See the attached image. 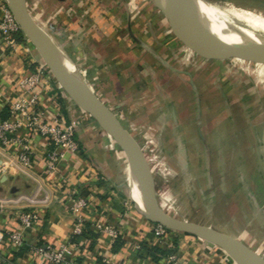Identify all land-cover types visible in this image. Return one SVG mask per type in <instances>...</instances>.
<instances>
[{
	"label": "crops",
	"instance_id": "obj_1",
	"mask_svg": "<svg viewBox=\"0 0 264 264\" xmlns=\"http://www.w3.org/2000/svg\"><path fill=\"white\" fill-rule=\"evenodd\" d=\"M66 2L25 0L30 13L41 18L48 28H66L64 46L71 60L81 72L87 71L90 84L93 79L92 84L97 79L101 81L106 92L104 96H97L106 105L121 107L126 118L151 124L163 137L172 138L164 142V147L176 155L177 165L170 166L179 175L171 183V190L185 208L182 219L193 218L192 207L198 206L205 220L198 218L192 222L210 226L251 249L264 250V105L253 109V104H247L245 110L248 135L257 145L256 149L249 148L247 134H244V144L235 140L234 130L239 121L224 113L228 112V106L222 101L213 105V114L208 117L210 130L205 137L193 129L185 108L187 99L181 96L173 102L165 86L156 81L157 69L143 66L144 54L157 59L152 46L158 33L154 34L151 27L161 25V33L167 36L163 21L154 20L147 30L133 29L134 23L127 24L126 19L107 17L104 3L95 7L93 0L89 3L79 0L74 11ZM126 28L132 29V35L123 32ZM255 31L260 34L241 39L232 46L241 50L259 49L264 41V26ZM128 37L135 39V43H128ZM16 38L17 42L21 40ZM39 60L36 53L26 54L21 45L14 49L7 47L0 36V121L14 118L9 114L13 101H27L34 94L35 110L42 112L45 121L58 118L61 123L74 125L79 148L64 152L54 173L46 177L45 137L22 125L11 141L0 145V228L21 230L17 212L31 208L38 218L31 227L21 230L24 241L66 243L72 248L71 258L81 264H93L101 259L109 264H166V256L171 253L185 264L229 263L224 250L190 233L168 230L163 241L158 242L153 235L155 223L126 197L127 191L134 201L130 195L133 178L128 184L130 189L126 188V167L110 155L111 149H120L118 142L104 129L103 138L93 130L87 113L78 105L72 107L63 86L47 70H42L29 91L19 84L21 79L40 70ZM181 71L175 72L180 77L189 75ZM149 92H154L159 101L150 102ZM144 93L149 95V100L138 106L137 100ZM257 98L258 103L264 104V93ZM237 114H241L239 110ZM103 140L108 144H103ZM23 146L31 151L32 177L23 174L9 160ZM45 194L47 198L43 200ZM79 197L86 200V206L78 213L84 224L80 234H73L77 214L71 212L70 206ZM157 198L161 210L172 216L175 209L169 204L168 196L162 193ZM98 224L115 230L117 237L100 230ZM155 246L169 253L164 256L155 253L153 258L150 251ZM0 259L2 264H46L25 246L14 245L5 237L0 239Z\"/></svg>",
	"mask_w": 264,
	"mask_h": 264
},
{
	"label": "rangeland",
	"instance_id": "obj_2",
	"mask_svg": "<svg viewBox=\"0 0 264 264\" xmlns=\"http://www.w3.org/2000/svg\"><path fill=\"white\" fill-rule=\"evenodd\" d=\"M85 1L88 3L90 2V0H81V2L84 3ZM236 1L248 5L264 6V1L262 0ZM2 2L3 0H0V5ZM78 2L79 0H67V4L65 5L70 9L73 7L74 10ZM93 2L96 3L95 7L97 5L100 7V4L104 3V7L107 11V17H115L118 20L126 19V23L130 25L134 23L131 26L133 29L140 28L147 30L149 25L154 23V20L159 23L163 21V29L164 32L166 31L168 33L167 36L161 33V25L151 27L154 34L158 33L157 41L154 42L152 46V50H154L158 55L157 59H154V57L145 52L146 54H144L143 58L146 56V61L143 63V66H145V68L151 66L152 69H154V67L157 69L158 72L155 76L156 81L165 86L168 93L172 95L170 99H173V102L181 96L187 99L188 105H186L185 108L187 109V114L194 127V131L198 130L202 135L207 137V133L210 130L208 117L213 114V111H211L213 105L218 101H222L226 102L228 106V112L224 111V113H226L233 120L236 119V121H239V124L236 125V129L234 130L236 135L235 140L237 139L236 141L242 144L246 142L244 134L248 135L249 131L246 123L247 119L245 118V114L247 113L245 111L247 109V104H253V109L264 105L260 102L258 103L257 101V97L264 93V59L254 60L239 57L230 53L227 54L226 52L218 51L209 45L197 42L193 43L191 40L182 39L172 32L170 23L163 12L155 5L153 0H93ZM33 16L35 17L34 14ZM35 19L44 23L43 20L37 16ZM122 23L123 21L121 24ZM135 24L138 26H134ZM49 30L52 33L56 44L71 59L68 54L69 51L64 46L66 39L64 32L66 31V28L57 29V27L54 28V26H52ZM123 32L130 33L131 35L133 33L130 28L129 30L126 28V31ZM254 33L260 34L258 31H255ZM22 38H24L23 41L25 43L22 50H24L26 54L36 53V55H38L37 51L30 45V43L28 46L27 37L23 33ZM22 38L20 41H22ZM128 40H130V37H128ZM128 43H135V39L130 40ZM27 46L29 48L28 51L25 49ZM39 59L40 56L38 55V60ZM79 68L78 72L81 76L85 80L86 78L89 79L87 71L82 69L83 71L81 72ZM173 70L177 72L180 71V73H183L181 70H185L189 75H182L180 77ZM98 80L99 79H97V82L95 81L94 84H90V82L87 81V84L94 89V94L96 92V96H104L106 89L101 84V81ZM149 94L150 96L147 93H144L143 96L137 100L138 106L149 100L147 99V96L150 97V102L159 101V97L157 98L154 92H149ZM230 99H232V102H230ZM120 108L121 107L118 108L115 106L111 107L112 111L117 115V117H119L121 124L139 145L141 152L147 161L155 181L154 192L157 205L160 209H162L161 203L157 197L164 193V196H168L169 204L175 209V213L172 216L182 219L184 213L183 210H185V208L181 206L180 202H178L171 190V183L179 175V172H175L170 166L177 165V162L174 159L176 155L164 147V142L171 141L172 138L170 139L166 136L163 137L160 134V131L151 124L135 123L134 121H131L129 118L122 115V108ZM262 109H264V106ZM238 110L241 113L240 115L237 114ZM224 113L218 112L221 116H223ZM87 118L88 123L91 127H93V130H96L103 138L102 134L105 132L98 125L97 120L88 113ZM252 118H256V116ZM158 134L161 135V137H159ZM248 137L250 138L247 142L249 148L256 149L257 145L253 142L250 135H248ZM103 144L107 145L108 143L103 140ZM236 145L237 144L235 142V146ZM110 155L114 156L115 159L119 161L120 165H125V167H127V160L122 149H111ZM213 158L214 156L211 154V161ZM125 177V186L127 188V173ZM126 197L130 203L135 205V202L128 196L127 191ZM159 199H161V197ZM186 210H188V208ZM167 211L172 212V209L167 208ZM262 211H264V204ZM190 213L193 214V218H186L188 221L197 220L198 218H201L202 221L205 220L200 207L198 206L192 207V211ZM253 250L264 259L263 249L257 248ZM226 257L230 260L229 263H234L228 255Z\"/></svg>",
	"mask_w": 264,
	"mask_h": 264
},
{
	"label": "built area",
	"instance_id": "obj_3",
	"mask_svg": "<svg viewBox=\"0 0 264 264\" xmlns=\"http://www.w3.org/2000/svg\"><path fill=\"white\" fill-rule=\"evenodd\" d=\"M20 33V27L16 22L6 0H3L0 5V36L5 45L10 48H16L17 45L24 46V38L17 42V35ZM28 46L29 41L27 39ZM28 46L25 48L29 50ZM40 70L20 80L19 84L24 90L29 91L39 80V75L42 70H47L51 74L45 63L40 58ZM91 87V86H90ZM92 88V87H91ZM94 91V89L92 88ZM96 94V92H95ZM72 107L76 103L68 96ZM37 102L36 95H31L27 101L15 100L10 104L9 114L13 119L7 118L0 121V145L5 146L12 140L13 135L18 127L25 125L30 127L36 133L46 138L45 151V171L46 177L52 175L56 169V165L64 152H74L78 150L79 146L74 138V125L72 123H61L58 118H54L47 122L43 119V114L40 110H35ZM14 158V159H13ZM9 160L15 162L18 169L25 175H31L32 156L31 151L27 146L23 148L14 156H10ZM47 194L43 200H46ZM86 206V200L82 197L75 199L70 210L77 214L76 221L73 226V234H80L83 227V220L78 216L81 209ZM17 217L19 220L21 230H25L33 225L37 220L38 215L34 209L23 208L18 210ZM100 230L106 231L112 237H117V233L107 225L98 224ZM21 230H2L0 228V239L5 237L7 241L14 245L25 246L29 252L36 254L46 264H81L71 258L72 248L66 243L58 245H49L43 243H26L21 235ZM168 229L159 223H155L153 227V235L162 242L167 235ZM166 264H185L180 261L175 254L171 253L166 256ZM0 264H2L0 259ZM93 264H109L106 259H101ZM235 264V263H226Z\"/></svg>",
	"mask_w": 264,
	"mask_h": 264
},
{
	"label": "water",
	"instance_id": "obj_4",
	"mask_svg": "<svg viewBox=\"0 0 264 264\" xmlns=\"http://www.w3.org/2000/svg\"><path fill=\"white\" fill-rule=\"evenodd\" d=\"M183 1V0H181ZM12 15L18 23L21 32L32 42L34 49L45 63L53 77L63 86L67 95L85 112L96 119L92 112V107L100 109L108 118L113 130V137L122 149L129 167L133 172L144 179V195L146 201L145 211H140L145 217L154 223L163 225L168 230H177L195 235L222 250L227 251L233 258L235 257L243 264H264V259L253 249L246 246L240 240L222 233L210 226H205L196 222L179 219L163 212L157 205L155 198V181L151 170L145 160L139 145L121 124L117 115L98 96L94 94L87 84L76 80L62 65L60 60L27 21V6L25 0H6ZM165 15L171 25L172 32L184 40L197 42L190 33L176 31L169 16L161 5H156ZM201 46V45H199ZM227 54L242 56L248 59H264V41L259 49L241 50L235 46L226 48ZM223 52V51H222Z\"/></svg>",
	"mask_w": 264,
	"mask_h": 264
},
{
	"label": "bare ground",
	"instance_id": "obj_5",
	"mask_svg": "<svg viewBox=\"0 0 264 264\" xmlns=\"http://www.w3.org/2000/svg\"><path fill=\"white\" fill-rule=\"evenodd\" d=\"M161 5L169 16L176 31L192 34L197 43L209 45L227 52V47L241 39L251 37L256 29L264 26V6L248 5L236 0H153ZM27 21L45 40L64 68L79 82L89 81L81 76L75 63L56 44L49 28L27 10ZM88 85V84H87ZM89 86V85H88ZM90 88V87H89ZM91 89V88H90ZM98 124L113 137V130L107 116L98 108L92 107ZM93 124V123H92ZM114 138V137H113ZM127 160V158H126ZM127 187L133 178L130 195L136 207L145 211L144 179L133 172L127 162ZM128 189V190H129ZM225 251V250H224ZM236 264H243L225 251Z\"/></svg>",
	"mask_w": 264,
	"mask_h": 264
},
{
	"label": "trees",
	"instance_id": "obj_6",
	"mask_svg": "<svg viewBox=\"0 0 264 264\" xmlns=\"http://www.w3.org/2000/svg\"><path fill=\"white\" fill-rule=\"evenodd\" d=\"M17 37L19 38L20 37V39L22 38V33L20 32L18 35H17ZM151 249H153V251H150V253H151V256L153 257V258H156V255H154L155 253L156 254H158L159 256H164V255H166L167 253H169V251H167V250H164V249H162V248H160V247H151Z\"/></svg>",
	"mask_w": 264,
	"mask_h": 264
}]
</instances>
